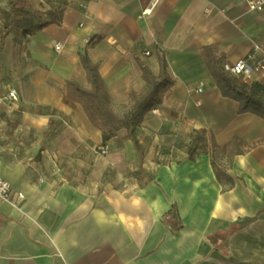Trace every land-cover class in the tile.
Wrapping results in <instances>:
<instances>
[{"label": "crops", "instance_id": "crops-1", "mask_svg": "<svg viewBox=\"0 0 264 264\" xmlns=\"http://www.w3.org/2000/svg\"><path fill=\"white\" fill-rule=\"evenodd\" d=\"M25 1L13 16L16 0H0L2 20L36 25L49 21V11L62 17L29 38L37 63L32 98L9 102L7 112L20 119L0 123V179L23 194L0 201V264H264V145L220 160L231 183L216 178L209 155L190 161L186 154L197 129L219 146L234 136L264 139V121L237 114L200 54L213 45L232 63L254 44L264 50V11H248L245 0H160L150 12L151 0ZM9 47L0 33L3 65ZM158 49L173 85L158 116L148 113L136 131L142 161L124 131L100 155V131L66 96L67 81L87 85L78 52L98 63L122 114L129 94L145 86L135 59L157 76ZM29 130L37 133L31 155ZM231 226L237 231L226 252L207 240Z\"/></svg>", "mask_w": 264, "mask_h": 264}, {"label": "trees", "instance_id": "trees-1", "mask_svg": "<svg viewBox=\"0 0 264 264\" xmlns=\"http://www.w3.org/2000/svg\"><path fill=\"white\" fill-rule=\"evenodd\" d=\"M16 1H18V5L15 3L13 7V16L21 15L27 6L25 0ZM47 16L48 22L32 26L33 33L41 31L49 23L60 25L62 12L49 11ZM157 53L159 66L157 76L153 75L145 63L135 59L145 86L139 92L129 94L125 104L126 111L122 114L113 109L107 86L98 71V63L93 62L85 51H79L78 58L85 72L87 85L81 86L74 81L66 82L67 98L83 106L89 121L101 133V146L104 147L111 139L124 131L126 139L132 142L140 161H142V148L136 138V131L141 126L145 116L153 108L162 104L164 95L173 85V81L168 75L165 54L160 53L159 49ZM200 54L220 95L237 103V114H251L264 121V86L257 83H240L234 77L224 73L221 69L224 55L217 53L215 46L210 45L201 48ZM261 145H264V139L246 143L234 136L224 146H219L211 132H207L205 129H197L190 134L186 154L190 161L195 160L200 155H209L216 178L231 183L230 178L219 163L220 160L225 158L228 163H231L236 156L248 153ZM236 231L237 228L231 226L226 231L208 236L207 240L213 246L226 252L227 240Z\"/></svg>", "mask_w": 264, "mask_h": 264}, {"label": "rangeland", "instance_id": "rangeland-1", "mask_svg": "<svg viewBox=\"0 0 264 264\" xmlns=\"http://www.w3.org/2000/svg\"><path fill=\"white\" fill-rule=\"evenodd\" d=\"M16 3L18 5V1H16ZM32 26L33 23L31 20L30 22L27 20L22 23L21 21H16L14 19L0 25V33L5 34L10 46L7 55L8 62L3 65V61L0 58V123L3 125L11 119L15 123L20 119L19 116H12L11 112H7L6 108L10 105L9 102L18 103L20 101L23 102V100L28 102L33 95L31 77L35 72L37 63L32 58L28 45L29 38L34 35ZM8 88L16 90V100H8L6 98ZM117 112L121 113L122 111ZM156 114L153 115L158 116ZM10 133L11 132H8L7 135H10ZM36 137L37 133L33 130L26 131L24 135V146L30 151L28 155L33 154L31 153L33 147L31 148L29 145L32 144ZM12 139L14 140V138ZM2 145L4 147L6 143L1 141L0 146ZM21 148L22 146H19V150H21ZM3 154L4 156L2 157L5 159V163L13 161L8 155H5V153ZM162 162H164V160H162Z\"/></svg>", "mask_w": 264, "mask_h": 264}, {"label": "built area", "instance_id": "built-area-1", "mask_svg": "<svg viewBox=\"0 0 264 264\" xmlns=\"http://www.w3.org/2000/svg\"><path fill=\"white\" fill-rule=\"evenodd\" d=\"M159 1L160 0H151L149 10H146V12H150ZM245 4L248 11L255 13L264 11V0H245ZM81 8L86 10L87 4L81 5ZM3 23H5V21L0 18V25H3ZM79 26H81V24ZM89 43L90 39L88 37L82 40V45H87ZM62 48V44L56 43L53 50L59 53ZM143 55L148 56L149 52L144 51ZM221 69L224 73L234 77L240 83H257L264 86V50L258 44H254L243 58L232 63L223 61L221 63ZM195 92L200 93L201 88H197ZM16 95V90L9 89L6 98L8 100H16ZM158 108L159 107L153 108L151 113H158ZM99 153L102 156L106 155L107 148H100ZM21 199H23V194L21 192L13 190L6 181L0 179V201L13 202Z\"/></svg>", "mask_w": 264, "mask_h": 264}, {"label": "bare ground", "instance_id": "bare-ground-1", "mask_svg": "<svg viewBox=\"0 0 264 264\" xmlns=\"http://www.w3.org/2000/svg\"><path fill=\"white\" fill-rule=\"evenodd\" d=\"M240 161H242V159H239Z\"/></svg>", "mask_w": 264, "mask_h": 264}]
</instances>
